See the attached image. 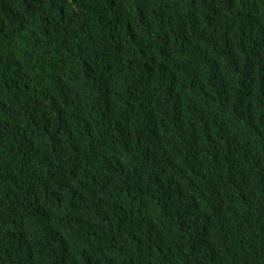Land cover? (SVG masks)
I'll use <instances>...</instances> for the list:
<instances>
[{
    "label": "trees",
    "instance_id": "16d2710c",
    "mask_svg": "<svg viewBox=\"0 0 264 264\" xmlns=\"http://www.w3.org/2000/svg\"><path fill=\"white\" fill-rule=\"evenodd\" d=\"M0 264H264V0H0Z\"/></svg>",
    "mask_w": 264,
    "mask_h": 264
}]
</instances>
